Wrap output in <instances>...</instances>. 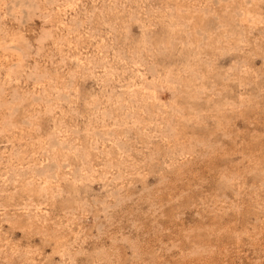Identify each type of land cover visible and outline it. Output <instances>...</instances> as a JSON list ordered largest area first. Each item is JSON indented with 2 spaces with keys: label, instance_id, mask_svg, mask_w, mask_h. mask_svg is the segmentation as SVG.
Wrapping results in <instances>:
<instances>
[{
  "label": "rangeland",
  "instance_id": "374dc122",
  "mask_svg": "<svg viewBox=\"0 0 264 264\" xmlns=\"http://www.w3.org/2000/svg\"><path fill=\"white\" fill-rule=\"evenodd\" d=\"M0 264H264V0H0Z\"/></svg>",
  "mask_w": 264,
  "mask_h": 264
}]
</instances>
